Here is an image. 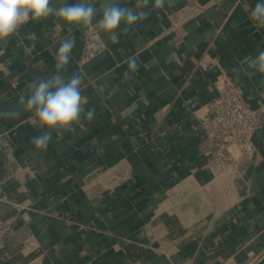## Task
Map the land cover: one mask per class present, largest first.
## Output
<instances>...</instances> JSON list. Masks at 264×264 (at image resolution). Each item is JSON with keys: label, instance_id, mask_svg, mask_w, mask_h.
<instances>
[{"label": "crops", "instance_id": "obj_1", "mask_svg": "<svg viewBox=\"0 0 264 264\" xmlns=\"http://www.w3.org/2000/svg\"><path fill=\"white\" fill-rule=\"evenodd\" d=\"M105 2L92 0L97 9ZM256 2L166 0L154 9L116 0L138 6L146 19L127 33L122 22L112 39L97 26L98 13L92 26L107 48L88 61L87 26L55 15L30 20L0 43V112L18 107L29 81L55 73L66 38L75 47L63 74H82L85 108L95 109L83 129L53 132L46 150L32 143L41 134L32 113L0 118V216L10 227L0 264H221L229 257L240 264L264 247V122L257 153L237 177L213 175L200 126L223 72L253 107L264 99V74H246L248 57L264 51V27L249 19ZM129 57L136 58L135 71ZM205 189L215 203L209 221L196 223L200 233L158 248L153 233L162 216L172 236L190 226V212L173 214L174 200ZM176 213L181 229L172 224Z\"/></svg>", "mask_w": 264, "mask_h": 264}, {"label": "clouds", "instance_id": "obj_2", "mask_svg": "<svg viewBox=\"0 0 264 264\" xmlns=\"http://www.w3.org/2000/svg\"><path fill=\"white\" fill-rule=\"evenodd\" d=\"M166 0H141L144 7L152 3L154 9L163 8ZM99 29L118 39L117 30L123 22L127 33L138 22L146 19V13L138 10V6H120L116 0H106L97 9L92 0H78L77 3H64L59 8L51 6V0H0V43L6 44L19 29L31 21H39L55 15L65 24L88 26L94 18ZM249 19L254 25L264 27V0H257L251 9ZM75 40L66 38L59 44L55 54V73L47 78H40L27 83V95H22L15 109L0 112V118L16 119L23 112L33 114V126L41 130V134L32 138L35 148L46 150L52 140L53 132H71L76 126L84 128V122H91L95 117V109H87V100L82 95V74L75 73L65 78L63 69L68 65ZM3 49L0 48V53ZM249 76L264 74V51L255 57H248ZM129 71L137 69L135 57L128 58ZM128 77V73H125Z\"/></svg>", "mask_w": 264, "mask_h": 264}, {"label": "built area", "instance_id": "obj_3", "mask_svg": "<svg viewBox=\"0 0 264 264\" xmlns=\"http://www.w3.org/2000/svg\"><path fill=\"white\" fill-rule=\"evenodd\" d=\"M195 5L198 12L205 9L201 4ZM87 28L83 37L85 61L91 60L107 48L98 30L92 25ZM214 87L217 95L208 112L201 117L200 126L205 135L201 153L215 177L221 173L237 177L257 153L255 136L264 122V99L257 107H253L243 89L224 72L216 77ZM1 196L0 182V199ZM9 230V224L0 216V243ZM263 260L264 247L248 252L247 258L240 264H260ZM221 264L239 263L229 257Z\"/></svg>", "mask_w": 264, "mask_h": 264}, {"label": "rangeland", "instance_id": "obj_4", "mask_svg": "<svg viewBox=\"0 0 264 264\" xmlns=\"http://www.w3.org/2000/svg\"><path fill=\"white\" fill-rule=\"evenodd\" d=\"M227 177H230V174L226 175ZM208 188H211L210 186H208ZM218 191V190H217ZM203 194L200 195V193H197L196 191H194L193 194H188L187 192H184L183 195H185L183 197V199H176L174 200V202L172 203V212L174 214V212H177L181 215V212H190V215L188 217V221L190 223V226L187 227V231L186 233H182V232H179L177 233L176 235L172 236L173 234L170 233V226H166L165 224V221H166V218H164L162 216L161 220H160V224L157 228V232H154L153 233V238H155V242L159 247H163L162 245H165L166 242H171V241H181V242H184L185 238L186 237H189L191 235H196V234H199L198 232H196L198 229H197V222L200 221V220H207L209 221V219L211 218V216L208 214V212L212 211V209L214 210V208H212L213 206V203L214 202V195H213V191L210 190H204V192H202ZM182 195V196H183ZM176 213L175 217H173V226L174 225H179L180 227V223L184 224L182 218L180 216H178ZM200 213L201 214H204L205 213V216L202 215L200 216ZM170 219V218H169ZM170 224V222H169ZM176 225V226H177ZM172 226V227H173ZM187 226V225H186ZM170 227V228H169ZM181 229V227H180ZM176 241V242H177ZM157 248V249H158Z\"/></svg>", "mask_w": 264, "mask_h": 264}]
</instances>
